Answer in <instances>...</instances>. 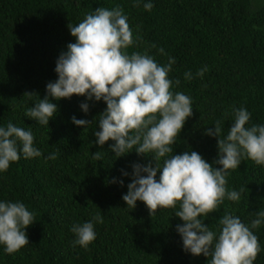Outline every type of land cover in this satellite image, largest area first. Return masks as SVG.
<instances>
[{"label":"trees","instance_id":"obj_1","mask_svg":"<svg viewBox=\"0 0 264 264\" xmlns=\"http://www.w3.org/2000/svg\"><path fill=\"white\" fill-rule=\"evenodd\" d=\"M147 2L154 5L150 11L144 9ZM116 5L139 36L129 54L147 51L160 65L174 58L169 78L180 84L172 91L192 99L193 115L174 154L194 150L214 163L218 138L205 132L220 120L226 135L234 108L251 113L246 126L264 125V0H0V126L31 127L34 147L42 153L27 159L21 153L0 172V201L22 202L34 214L26 229L29 244L13 254L0 245V264H208L203 254L184 251L176 230L183 224L175 216L178 206L159 209L152 217L144 202L137 201L133 209L122 199L132 181V165L155 166L152 158L134 150L115 158V141L102 148L94 143L95 123L84 129L72 122L73 116L93 121L106 109L105 102L77 95L53 100L58 112L48 126L25 116L47 95V84L58 79L57 59L75 42L68 25L96 8ZM205 67L204 76H197ZM186 72L192 73L191 80L185 79ZM25 92L38 95L24 97ZM85 102L87 114L80 107ZM97 151L100 160L93 159ZM52 153L57 158L47 159ZM113 178L124 185L110 183ZM227 181L229 191H244L239 201L225 198L214 213L202 217L210 228L226 210L246 224L264 210V165L242 157ZM96 215L102 223L93 220ZM89 221L96 239L87 248L73 246L72 226ZM253 231L261 245L254 264H264V223Z\"/></svg>","mask_w":264,"mask_h":264},{"label":"clouds","instance_id":"obj_2","mask_svg":"<svg viewBox=\"0 0 264 264\" xmlns=\"http://www.w3.org/2000/svg\"><path fill=\"white\" fill-rule=\"evenodd\" d=\"M139 6V3L134 4ZM151 2L144 9L153 8ZM75 37L57 59L55 71L58 79L46 86L47 95L25 111V116L40 125H49L58 112L53 100L70 99L73 95L86 96L88 101H103L106 109L94 118L72 122L86 129L95 123L94 143L101 146L115 141L111 151L120 158L133 150L147 155L155 162L147 166L132 165V181L122 199L135 209L137 201L145 203L153 217L159 209H176L175 216L183 221L176 225L182 237L183 249L194 256L203 254L208 264H254L261 245L253 229L264 223V210L254 213L255 218L246 224L231 211H225L214 228L202 217L214 213L225 198L239 201L240 192L229 191L227 176L241 164L242 157L264 165V125H248L251 113L244 107L234 108V117L226 135L222 122L215 121V128H208L205 135L218 138V158L209 163L197 151L174 154V145L189 117L193 115L192 99L183 92H173L174 82L169 78L174 58L160 65L147 51H133L139 36H134L124 9L116 5L109 9L96 8L87 13L76 25H68ZM163 52V49H161ZM208 69L202 68L197 76L203 77ZM191 80L192 73L186 72ZM38 95L25 92L24 97ZM85 114L90 105H80ZM228 113H225L227 116ZM98 129V130H97ZM39 157L41 151L34 147L31 127L25 129L9 122L0 126V172L7 171L12 162ZM56 153L47 159L55 160ZM101 151L93 155L100 160ZM220 165L221 167H215ZM124 176L127 171L121 170ZM159 173V179L157 175ZM124 181L113 178L110 183ZM94 221L103 222L99 215ZM34 223V214L22 202L0 201V245L13 254L29 244L26 229ZM71 231L76 239L73 246L87 248L95 239L94 222L74 224Z\"/></svg>","mask_w":264,"mask_h":264}]
</instances>
